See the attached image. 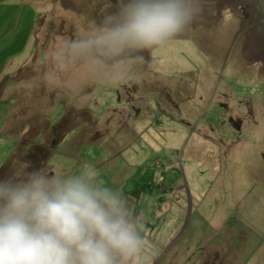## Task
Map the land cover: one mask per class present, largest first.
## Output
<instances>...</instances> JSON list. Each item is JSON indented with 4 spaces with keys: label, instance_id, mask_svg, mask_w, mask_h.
<instances>
[{
    "label": "rangeland",
    "instance_id": "obj_1",
    "mask_svg": "<svg viewBox=\"0 0 264 264\" xmlns=\"http://www.w3.org/2000/svg\"><path fill=\"white\" fill-rule=\"evenodd\" d=\"M121 3L0 0V179L95 166L149 264H264V0H203L132 66L72 47Z\"/></svg>",
    "mask_w": 264,
    "mask_h": 264
},
{
    "label": "clouds",
    "instance_id": "obj_2",
    "mask_svg": "<svg viewBox=\"0 0 264 264\" xmlns=\"http://www.w3.org/2000/svg\"><path fill=\"white\" fill-rule=\"evenodd\" d=\"M203 12V0H122L72 47L132 66ZM143 227L95 166L69 176L23 167L0 179V264H149Z\"/></svg>",
    "mask_w": 264,
    "mask_h": 264
},
{
    "label": "flooded vegetation",
    "instance_id": "obj_3",
    "mask_svg": "<svg viewBox=\"0 0 264 264\" xmlns=\"http://www.w3.org/2000/svg\"><path fill=\"white\" fill-rule=\"evenodd\" d=\"M35 146H38V148H42V145H40V144H36ZM31 155V154H30ZM29 156V155H28ZM31 159H32V161L35 159V156L34 155H31ZM3 167V166H2ZM0 168V172L4 169V168Z\"/></svg>",
    "mask_w": 264,
    "mask_h": 264
}]
</instances>
